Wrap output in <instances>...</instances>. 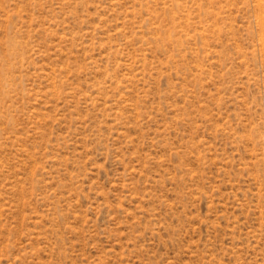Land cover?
I'll use <instances>...</instances> for the list:
<instances>
[{
    "label": "rangeland",
    "instance_id": "obj_1",
    "mask_svg": "<svg viewBox=\"0 0 264 264\" xmlns=\"http://www.w3.org/2000/svg\"><path fill=\"white\" fill-rule=\"evenodd\" d=\"M0 264H264V0H0Z\"/></svg>",
    "mask_w": 264,
    "mask_h": 264
}]
</instances>
